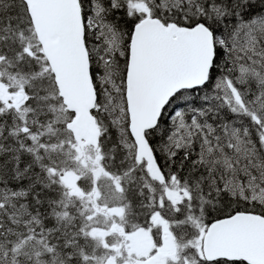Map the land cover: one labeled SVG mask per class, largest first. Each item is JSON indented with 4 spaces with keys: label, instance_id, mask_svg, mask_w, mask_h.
<instances>
[{
    "label": "snow or ice",
    "instance_id": "snow-or-ice-1",
    "mask_svg": "<svg viewBox=\"0 0 264 264\" xmlns=\"http://www.w3.org/2000/svg\"><path fill=\"white\" fill-rule=\"evenodd\" d=\"M0 264H264V0H0Z\"/></svg>",
    "mask_w": 264,
    "mask_h": 264
}]
</instances>
